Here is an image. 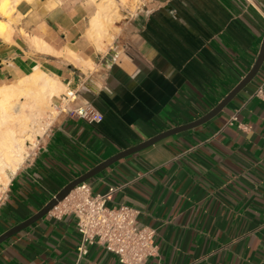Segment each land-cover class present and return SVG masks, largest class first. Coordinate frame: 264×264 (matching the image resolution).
<instances>
[{
    "label": "crops",
    "instance_id": "0c3cea01",
    "mask_svg": "<svg viewBox=\"0 0 264 264\" xmlns=\"http://www.w3.org/2000/svg\"><path fill=\"white\" fill-rule=\"evenodd\" d=\"M12 3L11 17L0 14V85L39 66L77 94L65 105L92 103L103 119L62 110L49 118L11 175L0 234L107 158L210 112L249 73L264 41V0H142L105 47L89 32L99 2L94 11L90 0ZM261 84L264 62L218 114L87 180L93 192L120 186L109 204L136 207L156 229L158 255L145 264H264ZM79 239L73 214L49 212L0 244V264H122L100 244L79 258Z\"/></svg>",
    "mask_w": 264,
    "mask_h": 264
},
{
    "label": "built area",
    "instance_id": "2783aa9c",
    "mask_svg": "<svg viewBox=\"0 0 264 264\" xmlns=\"http://www.w3.org/2000/svg\"><path fill=\"white\" fill-rule=\"evenodd\" d=\"M255 95L264 100V85L258 86ZM76 97L77 94L69 90L63 99L73 102ZM61 109L89 123H99L103 119L92 103L73 108L66 104ZM237 119L235 113L231 121ZM7 187L0 190V207L6 199ZM119 188L111 184L105 191L93 192L90 183L84 181L50 211L57 217L67 213L76 217V228L80 234L77 247L79 258L86 256L94 244H100L114 253L122 264H145L158 255L156 229L141 223L140 210L124 203L109 204Z\"/></svg>",
    "mask_w": 264,
    "mask_h": 264
},
{
    "label": "bare ground",
    "instance_id": "6f19581e",
    "mask_svg": "<svg viewBox=\"0 0 264 264\" xmlns=\"http://www.w3.org/2000/svg\"><path fill=\"white\" fill-rule=\"evenodd\" d=\"M13 1L0 0V12L9 14ZM106 1L97 5L98 9L91 17L89 32L99 46L102 45V34H106L104 28L113 22L114 13L111 12L117 11L111 9L110 12L111 3ZM0 25L5 27L6 23L0 21ZM32 71L17 84L0 86V186L10 182V175L23 164L27 143L34 144L35 137L43 133L45 108H49L53 98L67 86L39 66Z\"/></svg>",
    "mask_w": 264,
    "mask_h": 264
},
{
    "label": "water",
    "instance_id": "95a60500",
    "mask_svg": "<svg viewBox=\"0 0 264 264\" xmlns=\"http://www.w3.org/2000/svg\"><path fill=\"white\" fill-rule=\"evenodd\" d=\"M264 62V41L261 46L258 58L254 64V66L251 68L249 73L245 76V78L210 112L202 116L201 118L189 122L187 124H184L182 126H177L171 129H168L166 131L160 132L156 134L155 136L136 144L132 147H129L125 150H121L120 152L116 153L115 155L111 156L110 158H107L106 160L102 161L101 163L94 166L91 170L84 173L83 175L75 178L71 182H69L62 190H60L41 210H39L37 213L33 214L26 220L10 227L8 230L0 234V244L9 239L10 237L14 236L15 234L19 233L20 231L24 230L28 226L32 225L33 223L37 222L39 219L47 215L59 202H61L66 196L70 194V192L76 188L77 185L80 183L87 181L91 179L92 177L96 176L100 172L104 171L107 167L111 166L115 162L121 160L122 158L128 157L134 153H137L141 151L142 149L147 148L150 145L155 144L156 142L173 135L175 133H178L180 131L190 129L193 127H196L197 125H200L207 120H209L211 117L218 114L233 98L234 96L243 89L259 72L262 64Z\"/></svg>",
    "mask_w": 264,
    "mask_h": 264
},
{
    "label": "rangeland",
    "instance_id": "374dc122",
    "mask_svg": "<svg viewBox=\"0 0 264 264\" xmlns=\"http://www.w3.org/2000/svg\"><path fill=\"white\" fill-rule=\"evenodd\" d=\"M102 1L105 2L106 0H96L95 3H93L92 0H90V2L94 5V8L92 11L95 10L96 3L97 2L102 3ZM141 1L142 0H107L106 1L107 3H109V5L111 3L110 8H109L110 12H111V9H116L117 11L113 10L111 12V14L114 13L113 14V20H112L113 22H111L107 28H104L106 34H102V39H103L102 47H105L106 44H113V42L115 40H117L118 38L121 37V35L125 32L124 31V24L128 19V16H126L128 14L127 8H132L134 10L141 3ZM13 4L14 3H11L10 9H9L8 15H10V17L13 13V11H12ZM0 14L3 16H6L3 13H0ZM115 14H117V15L114 17ZM0 17H2V16H0ZM6 26H7V24H6ZM0 28L4 29L6 27L0 25ZM93 42L96 44V42L94 40H93ZM96 46L99 48V46L97 44H96ZM18 80H15L13 82L6 83V84L7 85L8 84H17ZM6 84H4V85H6ZM0 86H2V85H0ZM68 91L69 90L66 87L65 90L61 91L57 96H55L53 98V103H51V106L49 108H45V112L43 114L44 115V121H45V125H44L45 127L43 126V129H44L43 133L45 132V130L49 124V121H50L49 118H55L56 115L60 112V110H62L61 108H64V106H66L64 104L66 102V100H64L63 97ZM43 133H41L40 135H42ZM37 138H38V136L35 137V140H34L35 142L33 141L34 144L27 143V146H26L27 150L25 151V154H27L28 152H30L33 149V147L35 146V144L37 142ZM11 175H10V178H11ZM2 184L4 186L1 185L0 190L7 187L9 182L7 184H4V183H2Z\"/></svg>",
    "mask_w": 264,
    "mask_h": 264
}]
</instances>
